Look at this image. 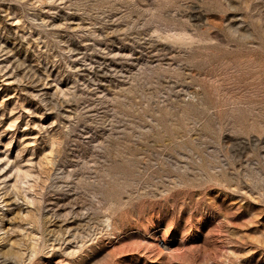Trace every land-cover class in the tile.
Masks as SVG:
<instances>
[{"label":"rangeland","instance_id":"rangeland-1","mask_svg":"<svg viewBox=\"0 0 264 264\" xmlns=\"http://www.w3.org/2000/svg\"><path fill=\"white\" fill-rule=\"evenodd\" d=\"M0 264H264V0H0Z\"/></svg>","mask_w":264,"mask_h":264}]
</instances>
